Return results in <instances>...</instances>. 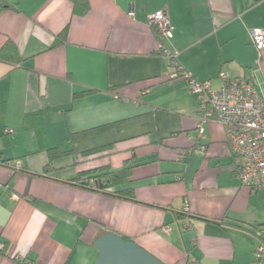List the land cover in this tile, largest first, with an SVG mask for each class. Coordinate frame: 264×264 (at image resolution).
Here are the masks:
<instances>
[{
	"label": "crops",
	"instance_id": "0c3cea01",
	"mask_svg": "<svg viewBox=\"0 0 264 264\" xmlns=\"http://www.w3.org/2000/svg\"><path fill=\"white\" fill-rule=\"evenodd\" d=\"M89 3L79 14L74 0H0V51L19 53L0 59V264H95L108 232L165 264H251L264 190L235 176L217 113L198 129L199 99L158 47L215 87L249 79L264 99V50L251 40L264 0ZM161 9L172 36L158 40L149 17ZM140 160L116 187L137 201L77 180Z\"/></svg>",
	"mask_w": 264,
	"mask_h": 264
},
{
	"label": "built area",
	"instance_id": "2783aa9c",
	"mask_svg": "<svg viewBox=\"0 0 264 264\" xmlns=\"http://www.w3.org/2000/svg\"><path fill=\"white\" fill-rule=\"evenodd\" d=\"M149 23L157 28L158 40L172 36L167 10L161 9L150 15ZM251 40L259 52L264 50V27L252 29ZM158 48L170 58L176 74L185 77L188 87L199 99L198 129L202 132L203 124L217 113L221 123L228 127L235 176L247 187L264 190V99L256 85L245 78H224V83L215 87L210 80H200L186 71L179 63L178 52H172L162 43ZM7 164L13 172L22 169L20 161ZM94 182V179L90 180V183ZM257 233L264 237V226L258 228ZM251 264H264V238Z\"/></svg>",
	"mask_w": 264,
	"mask_h": 264
},
{
	"label": "trees",
	"instance_id": "16d2710c",
	"mask_svg": "<svg viewBox=\"0 0 264 264\" xmlns=\"http://www.w3.org/2000/svg\"><path fill=\"white\" fill-rule=\"evenodd\" d=\"M75 6H74V10L76 13L79 14H85L89 9H90V3L89 0H74ZM4 2L3 4H1L3 6H10L9 4H6ZM154 33L156 35V37L158 38L159 34H158V30L156 27H153ZM66 38V30L63 31V33H61L58 38H57V44L60 43L61 39H65ZM17 53L18 57H19V53L17 51L16 46L13 43H8L1 51H0V59H12L13 57H8L7 53ZM21 57V56H20ZM20 61V58H18ZM18 61V60H17ZM91 92L90 90H84L81 91L79 93H75V97L77 96H83L86 95L87 93ZM102 148H97V149H93V150H88L87 153H94V152H98L99 150H101ZM64 151L60 150L59 148L55 147V148H51L49 150V156L50 159H54L56 157H58L60 154H62ZM146 160H140V161H136L134 163H127L125 166H123L120 169H116V170H93V171H89L86 174H82V175H87L85 177L84 180L77 178L78 182L80 181V183L83 186H89L92 187L96 190L99 191H103V192H109L112 193L113 195H116L118 197L121 198H126V199H130L133 201H137L135 192L133 188H120V189H116V187H119L120 185L126 184L129 181V177L131 176L133 167L135 166V164H143L146 163ZM94 179V183H90V180ZM260 228V227H259ZM126 240H129L128 238L124 237Z\"/></svg>",
	"mask_w": 264,
	"mask_h": 264
},
{
	"label": "water",
	"instance_id": "95a60500",
	"mask_svg": "<svg viewBox=\"0 0 264 264\" xmlns=\"http://www.w3.org/2000/svg\"><path fill=\"white\" fill-rule=\"evenodd\" d=\"M99 251L95 264H165L133 240L108 232L94 243Z\"/></svg>",
	"mask_w": 264,
	"mask_h": 264
}]
</instances>
